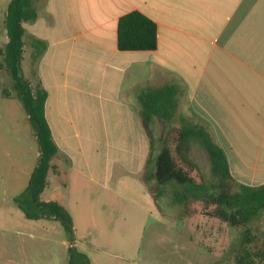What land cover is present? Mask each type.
<instances>
[{
    "label": "crops",
    "instance_id": "0c3cea01",
    "mask_svg": "<svg viewBox=\"0 0 264 264\" xmlns=\"http://www.w3.org/2000/svg\"><path fill=\"white\" fill-rule=\"evenodd\" d=\"M9 2L0 0V48ZM30 2L22 73L34 96L45 95L57 148L40 199L68 211L90 264H154L139 258L150 219L154 237L180 235L178 252L186 229L201 244L197 219L186 226L195 218L159 212L143 180L182 129L204 130L237 184L264 185V0ZM131 12L155 23V50L118 49L117 23ZM70 247L57 221L0 210V264H68ZM208 264L232 262L214 255Z\"/></svg>",
    "mask_w": 264,
    "mask_h": 264
},
{
    "label": "trees",
    "instance_id": "16d2710c",
    "mask_svg": "<svg viewBox=\"0 0 264 264\" xmlns=\"http://www.w3.org/2000/svg\"><path fill=\"white\" fill-rule=\"evenodd\" d=\"M35 18L36 11L30 0H10L4 20L8 42L0 48V68L6 71L12 81L15 97L28 116L39 147L37 164L27 187L13 198V202L26 219L60 223L71 244L68 264H90L88 257L74 247V227L68 211L57 202L40 199L57 148L44 116L45 95L34 96L30 82L22 73V23ZM117 47L120 51L155 50V23L138 12L122 16L117 23ZM4 97H9L8 92ZM193 139L200 141L207 153L211 174L215 179L212 182L196 183L190 175L193 170L190 143ZM143 180L154 199L170 187L172 201L183 206L185 212L190 200L199 201L204 204L203 214L206 217L219 220L232 229H239L238 240L223 258L230 259L232 264H264V245L254 250L255 235L251 230L252 223L264 213V185L250 187L237 184L230 175L224 152L204 130L182 129L175 138L173 152L164 145L155 155L152 168L145 171Z\"/></svg>",
    "mask_w": 264,
    "mask_h": 264
},
{
    "label": "rangeland",
    "instance_id": "374dc122",
    "mask_svg": "<svg viewBox=\"0 0 264 264\" xmlns=\"http://www.w3.org/2000/svg\"><path fill=\"white\" fill-rule=\"evenodd\" d=\"M6 92L14 100H7L4 97ZM0 96V210L8 211L17 209L11 198L26 189L30 175L37 164L39 147L33 138L34 133L29 121L25 120V111L15 97L12 81L3 68H0ZM169 142L173 152L175 138L169 139ZM190 160L193 163L190 175L196 183L215 180L211 174L208 156L201 146L191 147ZM171 190L170 187L166 188L156 199L158 211L164 214V211L168 210L173 212L174 216L195 218V220L187 219L186 226H191L190 221L197 219L196 225L198 224L201 231V244H190L195 234L191 229H186L183 233L185 249L178 252L176 237L180 235L160 234L161 237H154L155 235L150 231L155 227L154 221L157 220L150 219L148 228L142 236L140 260L144 262L146 258H153L154 264H208L214 255L217 259L223 258L232 248V244L238 240L239 229H232L219 220L206 217L203 214L204 204L199 201L190 200L186 204V213L183 206L172 201ZM170 221V223L174 221L173 224L177 227L181 226V219L178 217ZM251 230L255 235L254 250L257 251L264 245V213L252 223ZM169 237L175 238L174 241L172 242Z\"/></svg>",
    "mask_w": 264,
    "mask_h": 264
}]
</instances>
